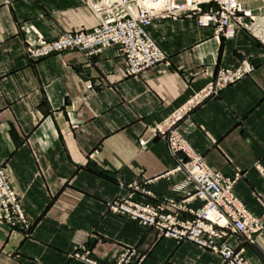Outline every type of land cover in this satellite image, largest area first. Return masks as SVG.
I'll return each instance as SVG.
<instances>
[{
	"label": "crops",
	"instance_id": "crops-1",
	"mask_svg": "<svg viewBox=\"0 0 264 264\" xmlns=\"http://www.w3.org/2000/svg\"><path fill=\"white\" fill-rule=\"evenodd\" d=\"M240 1L264 34V0ZM96 23L83 0H0V162L29 219L27 228H11L0 218V264H113L126 250L133 264H228L108 205L131 184L151 194L148 202L183 197L175 186L184 173H165L184 156L155 131L182 113L188 144L212 169L241 174L234 191L264 223V46L244 28L224 38L181 17L147 26L165 59L140 75H124L117 46L92 56L26 51ZM242 61L247 73L198 100L220 69ZM228 243L264 264V239Z\"/></svg>",
	"mask_w": 264,
	"mask_h": 264
},
{
	"label": "built area",
	"instance_id": "built-area-1",
	"mask_svg": "<svg viewBox=\"0 0 264 264\" xmlns=\"http://www.w3.org/2000/svg\"><path fill=\"white\" fill-rule=\"evenodd\" d=\"M83 1L95 15L97 24L87 30L62 32L53 39L28 47L27 53L31 58L71 50L92 56L100 54L107 47L117 46L124 60V75H140L165 59L164 53L146 30L154 18H194L198 26L211 27L215 35L224 38L233 37L238 28L249 29L245 18L250 16V11L243 7L240 0ZM252 32L264 42V34H259L256 29ZM249 70V64L244 62L236 69H220L213 85L203 91L198 100L216 93L219 88ZM182 116V113H177L174 120L165 126L156 127L155 131L166 137L171 153H181L185 157L179 162L181 164L173 168L185 174L184 181L176 185L175 190L184 193L192 184L191 192L186 191L179 201L168 199L167 202L173 206L169 210L162 201H145L144 195L151 194L135 185L132 186L135 192L114 199L108 209L142 225L153 226L163 236L177 241H190L207 248L230 264H251L239 250L229 245L227 238L230 235L250 238L263 234V222L250 214L235 195L233 186L239 175L236 173L234 177H227L212 169L188 144L180 131L186 127L178 123ZM139 143L143 144L144 141L140 140ZM192 201L200 202L197 210L187 207ZM178 211H189L193 217L181 218ZM0 218L11 228L29 226L21 197L10 184L1 162ZM74 256L83 259L78 253ZM134 259L135 253L130 250L118 255L113 264H133ZM89 262L97 264L95 261Z\"/></svg>",
	"mask_w": 264,
	"mask_h": 264
},
{
	"label": "rangeland",
	"instance_id": "rangeland-1",
	"mask_svg": "<svg viewBox=\"0 0 264 264\" xmlns=\"http://www.w3.org/2000/svg\"><path fill=\"white\" fill-rule=\"evenodd\" d=\"M9 1H11V0H9ZM8 1V2H9ZM3 2H5L4 0H3ZM85 4V3H84ZM86 5V4H85ZM87 6V5H86ZM92 12V11H91ZM93 13V12H92ZM94 15V14H93ZM95 16V15H94ZM96 18V17H95ZM96 21H97V19H96ZM245 22L249 25V29H246L247 31H249L252 35H253V30L254 29H256V27H255V25H254V23H253V21H252V17H251V13H250V16H247L246 18H245ZM97 24V23H96ZM94 27V26H93ZM93 27H91V28H93ZM91 28H89V29H91ZM245 29V28H244ZM79 30H83V29H79ZM87 30V29H86ZM252 30V31H251ZM77 31V30H76ZM254 36V35H253ZM255 37V36H254ZM257 38V37H256ZM258 39V38H257ZM261 43H262V45L264 46V42H262L260 39H258ZM26 51H27V49H26ZM59 53V52H58ZM243 62L244 63H248L247 61H242L241 63H240V65L239 66H242V64H243ZM249 64V66H250V69H251V65H250V63H248ZM238 66V67H239ZM237 68V67H236ZM236 68H234V69H236ZM247 73V72H246ZM245 74V73H244ZM175 117V116H174ZM174 117H173V119L172 120H174ZM171 120V121H172ZM184 159H185V157H184ZM204 161V160H203ZM179 164H181V163H178V164H176V166H178ZM175 166V167H176ZM174 168V167H173ZM173 168L171 169V170H169V171H167L165 174L166 175H168V174H170V173H172V172H176V171H180V170H173ZM173 170V171H172ZM216 171H219V170H216ZM182 173H184L183 171H181ZM219 172H221V171H219ZM168 173V174H167ZM222 173V172H221ZM223 174V173H222ZM238 175H239V178L241 177V174H239V173H237ZM225 176H227V175H225ZM227 177H231V176H227ZM232 177H234V176H232ZM238 178V179H239ZM184 179H185V174H184ZM237 179V180H238ZM236 180V181H237ZM148 180H146V181H144L143 183H145V182H147ZM235 184V183H234ZM136 184H131L130 186H131V188H132V191L131 192H135V190L133 189V187L132 186H135ZM137 187H138V189H144V188H141L139 185H136ZM145 190V189H144ZM191 190L192 189H189V190H185L184 191V193H183V197L185 196V194L187 193L186 191H188V192H191ZM146 191V190H145ZM233 191H234V186H233ZM130 193V192H129ZM128 193V194H129ZM234 193H235V191H234ZM136 195H138V193L136 194ZM148 195V194H147ZM235 195L238 197V195L235 193ZM145 196V195H144ZM183 197L181 198V199H183ZM239 198V197H238ZM168 199H172V198H167V199H165V201H162L164 204V206L167 208V207H169V210H172V208H173V206L171 205V204H169V202H167V200ZM240 199V198H239ZM240 201H241V199H240ZM242 202V201H241ZM111 203V202H110ZM190 203V202H189ZM244 205V204H243ZM245 207V206H244ZM246 208V207H245ZM247 209V208H246ZM109 210V209H108ZM248 210V209H247ZM110 211V210H109ZM183 212H189V211H183ZM249 212V211H248ZM190 213V212H189ZM250 214H252L251 212H249ZM177 214H178V212H177ZM191 214V217L190 218H192L193 217V214L192 213H190ZM253 215V214H252ZM123 216V215H122ZM179 216V215H178ZM253 216H255V215H253ZM257 217V216H256ZM128 218V217H127ZM189 218V219H190ZM259 218V217H258ZM130 219V218H129ZM260 219V218H259ZM261 220V219H260ZM262 221V220H261ZM263 222V221H262ZM263 225H264V223H263ZM147 226V225H146ZM153 227V226H152ZM155 228V227H154ZM156 229V228H155ZM230 236H236V235H230ZM229 236V237H230ZM228 237V238H229ZM236 237H240V238H243L244 240H246V241H249V242H253L254 241V239L255 238H257V237H260L261 239H264V232H263V234H256V235H254V236H251L250 238H247V237H244V236H236ZM228 238H227V241H228ZM174 239V238H173ZM188 242H190V241H188ZM193 243V242H192ZM195 244V243H194ZM197 245V244H196ZM230 245V244H229ZM199 246V245H198ZM231 246V245H230ZM201 247V246H200ZM232 247V246H231ZM204 248V247H203ZM235 250H239V252L241 253V255L244 257V259H246L249 263H251V264H254V263H252V262H250L245 256H244V254H243V249L242 248H235V247H233ZM205 249H207V248H205ZM209 250V249H208ZM127 251V250H126ZM126 251H124V252H126ZM211 251V250H210ZM123 252V253H124ZM220 256V255H219ZM118 257V256H117ZM221 257V256H220ZM222 258V257H221ZM223 259V258H222ZM223 261L224 262H226V263H228V264H230L228 261H226V260H224L223 259ZM114 263V262H113Z\"/></svg>",
	"mask_w": 264,
	"mask_h": 264
}]
</instances>
